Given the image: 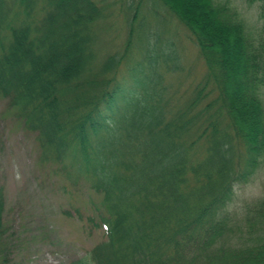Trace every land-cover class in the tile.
Here are the masks:
<instances>
[{"label":"trees","instance_id":"1","mask_svg":"<svg viewBox=\"0 0 264 264\" xmlns=\"http://www.w3.org/2000/svg\"><path fill=\"white\" fill-rule=\"evenodd\" d=\"M161 1L207 69L184 105L151 59L121 86L131 38L104 49L95 0H0V96L36 135L41 160L84 190L88 221L102 231L67 264H264V196L242 227L226 211L264 157V0H246L259 6L256 38L226 3ZM4 210L0 192V243Z\"/></svg>","mask_w":264,"mask_h":264},{"label":"rangeland","instance_id":"2","mask_svg":"<svg viewBox=\"0 0 264 264\" xmlns=\"http://www.w3.org/2000/svg\"><path fill=\"white\" fill-rule=\"evenodd\" d=\"M95 1L105 6L100 31L104 49H123L127 36L131 38L121 65V86L132 87L130 69L151 59L160 68L164 85H169L173 103L184 105L195 87L204 82L207 69L197 44L172 11L161 0ZM216 1L237 9L249 36H259L262 19L258 3ZM262 101L264 105V90ZM40 156L36 135L0 96V192L5 201L0 264H67L83 257L102 239L101 229L88 221L89 208H83L84 190H75L61 176L59 164L42 161ZM253 167L249 174L245 170V180L233 186L226 208L237 218L238 227H242L247 206L264 196V157ZM76 208L81 209L80 216ZM240 230H233L230 242H237Z\"/></svg>","mask_w":264,"mask_h":264}]
</instances>
